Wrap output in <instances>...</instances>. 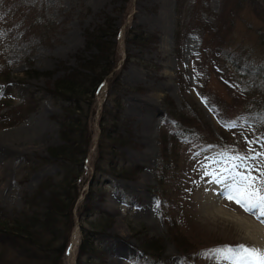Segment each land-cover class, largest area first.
I'll use <instances>...</instances> for the list:
<instances>
[{"label": "rangeland", "instance_id": "374dc122", "mask_svg": "<svg viewBox=\"0 0 264 264\" xmlns=\"http://www.w3.org/2000/svg\"><path fill=\"white\" fill-rule=\"evenodd\" d=\"M224 2L183 0L182 14L178 16L176 0H0V96L8 94L12 102L10 107L0 110V208L7 214L21 210L24 191H34L42 179L60 172L55 164L44 161L48 149L60 144L52 119L59 109L45 91L63 73L49 77L46 73L59 64L76 66V56L84 50L85 30L96 28L107 15L115 19L120 29V64L128 52L152 67L129 62L122 73V115L130 130L122 133L131 135V144L118 147V153L128 164L141 169L131 180L110 176L111 184L101 200L94 201L93 205L109 220L100 238L110 249L103 258L95 256L97 262L92 264H147L136 250L145 238L161 240L164 246L166 260L154 264H255L249 258L241 259L239 254H220L217 250L244 245L264 251V237L259 239L260 245L255 239L264 234V223L256 218V209L245 212L234 200L227 199L230 187L237 193L264 196V115L252 126L257 119L231 100L216 74L209 80L212 92L202 91L194 67L199 62L204 31L193 21V30L181 31V26L187 25L197 10L199 19L206 24L225 17L226 43L232 50L254 49L258 43L253 29L262 26L261 22L248 9L235 10L234 2ZM178 21L181 25L177 29ZM129 27L154 34L155 49L125 45L124 32ZM29 70L38 75L30 73L29 77ZM5 77L8 83L3 82ZM105 94L102 87L96 96L97 108ZM30 98L35 109L18 121L9 120L7 116L16 107L26 105ZM217 99L230 100L229 106L222 111ZM167 100L173 106L168 107ZM172 113L194 118L200 134L191 139V144L178 148L177 173L174 179L170 173L161 188L157 185L159 135L166 131L170 136L176 131ZM220 117L238 127L230 135L231 141L222 140ZM168 120L169 128L164 125ZM91 129L97 137L96 117ZM214 139L228 149L212 146L208 141ZM234 143L236 149L230 147ZM212 147L222 151H213ZM222 152L235 154L240 161L224 158ZM89 160L83 178L91 174ZM177 179L185 185L179 188ZM227 179L235 181L233 186L229 187ZM214 181H223L225 185L215 194ZM235 217L246 219L248 236L236 226ZM80 236V229L75 228L63 264H75ZM175 240L192 245L198 259L187 261L176 249Z\"/></svg>", "mask_w": 264, "mask_h": 264}, {"label": "trees", "instance_id": "16d2710c", "mask_svg": "<svg viewBox=\"0 0 264 264\" xmlns=\"http://www.w3.org/2000/svg\"><path fill=\"white\" fill-rule=\"evenodd\" d=\"M228 2L232 4L234 2L235 10L248 9L261 22L262 26L253 29L258 43L254 49L232 50L226 43L225 17L217 23L206 24L199 19L197 10L193 13L192 20L181 26V31L183 33L193 30L192 21L193 24H197V28L204 31L198 54L199 62L194 67L202 84V91L212 92L209 80L216 74L219 83L228 90L231 100L257 119L251 123L254 126L264 115V0ZM226 3L227 0L224 5ZM176 10L177 15L181 16L183 0H176ZM180 25L178 21L177 29ZM119 33L120 29L116 26L115 19L105 15L100 25L91 31L85 30L84 50L76 56V66L59 64L54 71L46 73L48 77L57 72L63 73L52 81L45 91L52 104L59 109V113L52 119L58 128L60 144L48 149V158L44 161L55 164L60 172L53 177L42 179L34 191H24L21 210L7 214L0 208V264H63L71 235L77 224L81 236L75 264H82L84 261L96 263L94 257L100 255L103 258L110 249L107 248V242L104 243L100 238L109 220L93 203L101 200L106 187L111 184L110 176L131 180L141 169L137 165L128 164L118 153V147L131 144V135L122 133V131L130 133L128 121L122 115V92L125 89L122 73L129 62L152 67L151 64L139 60L128 52L120 64L117 43ZM179 35L180 32L177 31V39ZM123 41L125 45H132L138 49H155L157 38L140 27H129L125 29ZM27 73L29 77H32L31 74L38 75L30 70ZM0 76L2 77L3 73ZM2 79L3 82H9L6 80L7 77ZM105 83L107 92L97 112L96 96ZM31 101L32 98L26 105L16 107L11 115L7 116L8 119L18 121L24 114L34 110V105H30ZM229 101L217 99L222 105V111L225 106H229ZM11 103L8 94L3 93L0 96V110L7 109ZM166 104L168 107L173 106L169 100ZM172 116L176 122V131L170 136L166 131H161L159 135L157 185L161 188L168 182L170 173L173 174V179L177 173L180 160L178 148L191 144V139L200 134L194 118L184 113L176 115L172 113ZM95 117L98 134L92 153L95 135L91 123ZM198 122L202 123L199 119ZM170 124L169 120L164 123L168 128ZM204 126L210 130L206 124ZM219 129L222 140L228 142L231 141L230 135L233 136L238 127L220 117ZM208 142L212 146L222 147V143L216 139ZM234 144L230 147L236 149ZM222 148L224 151L228 149ZM211 149L220 151L218 147ZM229 150L231 152L233 149ZM222 155L235 162L240 161L235 154L222 152ZM89 158L91 174L83 178V169L86 168V160ZM180 182V179L175 182L179 188L185 185ZM85 185L87 189L83 190ZM81 196L84 198L79 201ZM86 223L89 225H85ZM145 239L136 248L141 254V261L147 264L165 261L162 241ZM175 243L176 249L187 261L198 259L192 245H187L183 240H175Z\"/></svg>", "mask_w": 264, "mask_h": 264}, {"label": "snow or ice", "instance_id": "6c2138e0", "mask_svg": "<svg viewBox=\"0 0 264 264\" xmlns=\"http://www.w3.org/2000/svg\"><path fill=\"white\" fill-rule=\"evenodd\" d=\"M229 195L227 199L232 201L234 200L237 204H239L245 212L252 213L254 209H256V218L260 220L261 223H264V196H256L253 197L250 194L240 192L237 193L231 188H229ZM218 253L220 254H239L241 259L249 258L255 262V264H264V251L257 249L255 247H246L244 245H240L236 249L225 248L218 249Z\"/></svg>", "mask_w": 264, "mask_h": 264}, {"label": "bare ground", "instance_id": "6f19581e", "mask_svg": "<svg viewBox=\"0 0 264 264\" xmlns=\"http://www.w3.org/2000/svg\"><path fill=\"white\" fill-rule=\"evenodd\" d=\"M1 147V146H0ZM8 149V148H7ZM0 150H1V148H0ZM231 179H233V178H231ZM225 182H228V185H229V187L230 186H233V184H234V182L235 181H230V180H225ZM243 183V182H242ZM224 183H223V181H214V185L212 186V189H214L216 192H213V190L212 189H208V191L209 192H211V190H212V192H213V194H215V193H217L219 190V188H223V186H225V185H223ZM227 186V185H226ZM235 187V186H234ZM240 187V186H239ZM231 188V187H230ZM246 188V187H245ZM217 195V194H216ZM214 200V199H213ZM204 202V201H203ZM208 205V204H207ZM207 205H206V207H207ZM230 208V207H229ZM209 209V208H208ZM211 209H212V207H211ZM239 211V210H238ZM257 211V210H256ZM218 212L220 213V210H218ZM215 213V212H214ZM241 214V213H240ZM233 215V214H232ZM242 215V214H241ZM214 216V215H213ZM217 216V215H216ZM219 216V215H218ZM244 217V216H243ZM219 219V218H218ZM229 221V220H228ZM250 221V220H249ZM234 222L237 224H235L236 226H238V227H240L239 229H243V231L245 230L246 231V236H248V234H249V230H248V228H247V226H246V219L245 218H237V217H235L234 218ZM248 224V223H247ZM257 224V223H256ZM251 227V226H250ZM252 228V227H251ZM256 228H258V227H256ZM255 230V229H254ZM261 231H263V230H261ZM254 232V231H253ZM264 232V231H263ZM259 233V232H258ZM259 234H261V233H259ZM245 236V235H244ZM261 237H264V234H261V235H257V237H255V239L257 240V242L259 241V239L261 238ZM262 241V240H261ZM264 242V241H263ZM72 243H73V241H72ZM71 243V244H72ZM257 244H259L260 245V243L258 242ZM256 244V245H257ZM261 244H262V242H261ZM263 245V244H262ZM261 245V246H262ZM263 250H264V247H263Z\"/></svg>", "mask_w": 264, "mask_h": 264}, {"label": "water", "instance_id": "95a60500", "mask_svg": "<svg viewBox=\"0 0 264 264\" xmlns=\"http://www.w3.org/2000/svg\"><path fill=\"white\" fill-rule=\"evenodd\" d=\"M106 86V85H105Z\"/></svg>", "mask_w": 264, "mask_h": 264}]
</instances>
